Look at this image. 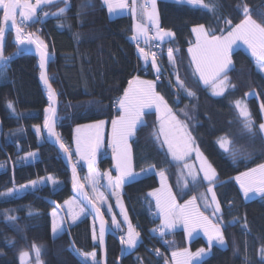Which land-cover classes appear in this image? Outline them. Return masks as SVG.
I'll return each instance as SVG.
<instances>
[{
	"label": "trees",
	"instance_id": "1",
	"mask_svg": "<svg viewBox=\"0 0 264 264\" xmlns=\"http://www.w3.org/2000/svg\"><path fill=\"white\" fill-rule=\"evenodd\" d=\"M89 2L92 6H88ZM205 2L217 5L218 16L187 4L158 0L160 25L175 34L174 42H164L165 51L157 60L163 75L159 80L151 66L150 74L142 69L143 60L137 45L130 39L134 34L133 17L108 18L106 6L101 0H70L71 8L64 16L57 18L49 15L41 22L29 23L24 31L38 34L51 54L50 80L61 101L58 129L73 156L77 126L98 120L111 122L118 114L116 101L128 89L129 81L138 76L155 80L157 91L177 119L188 126L215 167L219 180L224 182L215 191L226 225L223 234L228 244L223 248L213 246L211 255L204 259L203 264H264L260 252L264 247V196L246 200L235 180L241 172L264 163V137L258 128L264 121L261 108L264 105V74L258 71L251 54L239 48L231 53L234 70L227 73L235 88H229L223 96H214L211 88L205 86L198 75H193L194 65L188 52L196 42L191 31L193 27L202 24L206 29L215 28L216 35L221 34V29L225 34L229 29L224 20H231L232 25L238 24L244 18L239 8L245 5L252 18L264 24V0ZM61 7H64L63 3L47 6L51 13ZM6 33V55L14 56L18 51L13 42L14 32L8 30ZM76 33H79L78 40ZM169 47L179 48V52L174 51L179 78L196 94L195 97L174 86L176 76L167 57ZM38 62L35 56L27 54L8 62L6 67H0V154L3 152L6 155L0 159V165H3L0 167V193L48 176L55 178L57 184L42 185L13 196L0 195V264H21L20 252L32 253L34 243L41 246L42 264H83L82 259L70 250L73 247L82 253L94 251L95 261L101 264L99 239H92L93 226L97 235L99 230L91 215L75 224L66 219L63 234L58 238L52 234L51 211L62 207L73 196L72 182L70 171L56 146L46 140L39 143L31 129L35 125L43 126L47 115L45 109L51 103L46 88L41 84ZM255 89L258 96L247 100L257 126L254 128L255 135H252L243 129L232 102L246 99L245 94ZM8 101L13 103L15 113L7 107ZM158 119L156 111L146 112V126H139L131 139L135 171L140 172L151 165H155L157 170H165L182 203L206 190L205 184L197 188L189 185L188 189L179 186L181 163L173 160L165 146L161 147L160 141L152 135L159 130ZM224 136L231 141L230 151L237 154L235 161L217 143L218 138ZM19 144L22 150L11 152L10 147ZM35 150L39 153L37 160L21 159ZM97 165L102 172H114V161L107 149L100 154ZM77 166L85 182L87 169L79 164ZM159 182L158 174L152 173L125 184V197L142 240L131 254L125 252L122 264H165V258L168 260L173 250L189 246L194 250L208 247L203 237H197L190 243L183 229L167 233L163 239L151 231L160 226V219L150 215L155 205L148 194L159 187ZM102 209L112 225L106 210ZM7 216H15L16 220L9 221ZM234 220L239 222L233 225L231 222ZM116 232L119 236L125 233L124 230ZM120 247L119 239L110 236L108 264H119ZM155 249L164 252L163 256H157ZM89 261L92 264L91 259Z\"/></svg>",
	"mask_w": 264,
	"mask_h": 264
},
{
	"label": "snow or ice",
	"instance_id": "2",
	"mask_svg": "<svg viewBox=\"0 0 264 264\" xmlns=\"http://www.w3.org/2000/svg\"><path fill=\"white\" fill-rule=\"evenodd\" d=\"M102 4L106 6L110 16L119 15L122 11L129 8L127 0H101ZM181 4H187L198 10H206L214 16H218L217 5L213 3H206L205 0H176ZM54 3H63L64 7L58 9L55 13L43 11L44 7L50 6ZM137 0H132L131 12L137 15L136 8ZM88 6H92L89 2ZM71 8L70 0H0V11L3 12V24L8 27V30H14L15 40L13 41L18 51L14 56H6L3 52V37L5 34V27H0V66H7V63L15 58V56L27 51L31 46L35 45V50L39 53V66L41 71V80L46 86L48 99L51 102L45 109L47 113L43 123V127L47 130V134L52 138L55 143L59 144L60 149L71 161L73 153L61 140L60 134L56 131L57 115H56V92L50 83V77L47 75L46 66L51 60V55L47 51V45L38 38H33L32 33H25L24 28L29 23L41 22L42 17L52 15L59 18L64 16ZM239 8V6H238ZM38 10L40 15H38ZM241 15L244 17L238 24L232 25L231 20L225 19L224 24L228 27L226 34L221 29V34L216 35L215 28L206 29L204 25H197L191 29L196 34L195 47H190L188 52L191 54L192 63L195 68L193 75H198L200 81L204 85L212 88L214 96H223L225 91L229 88L234 89L235 85L231 84L227 75L228 71L234 70L231 53L234 46L239 47L240 44L246 45L250 51L251 57L254 58L255 64L259 72L264 73V24L258 23L252 18L248 7L245 5L239 8ZM139 16L141 20H147L155 29L153 35H149V27L145 23H137L135 25L134 34L130 37L137 45L141 57L145 63V67L151 66L157 74V80L161 74V67L157 64V53H148L144 48L140 47V43L148 44L150 41H157L155 45L157 48L164 42H174L175 34L170 30H165L160 27L159 17L156 11V0H144V3L139 5ZM63 27V25H58ZM77 40L79 33H76ZM174 51L179 52V48L167 49V57L171 70L176 76L175 87L185 92L188 96L195 97V93L189 90L182 80L179 78V72L176 67V57ZM170 83H172L170 81ZM248 93L245 94L247 97ZM237 111L238 117L241 119L243 129L252 135H255L254 128L257 127L255 120L252 117L251 111L247 105L246 99H238L232 102ZM118 109L121 111L116 119L111 121L112 140L111 147L113 158L115 160V170L118 175L113 178L111 172L106 173L107 188L111 195L116 197V203L121 209L123 222L116 219V214L111 215L112 226L116 231H123L122 223L127 226L125 235L119 237L122 245V254L131 252L136 249L140 241V232L132 225L128 217L127 211L121 203V194L118 191L126 183H133L141 175L147 176L151 173H156L161 179V187L149 193V196L155 198L156 207L163 217V226L152 229L154 233H158L160 238L167 234L169 230H173L178 224L183 225L186 230L188 238L194 239L199 236L197 229L203 230L204 236L207 237L208 248H200L196 252L190 251L185 248L180 251L172 252V260L174 264H203L204 259L211 255L213 246L226 247V239L223 234V227L226 226L223 220V213L219 200L215 192V188L223 186L224 182L219 180L218 173L213 167L207 157L199 151L198 146L195 145V140L191 133L187 130V125H182L176 120L172 109L168 106L167 101L162 95L155 91L154 81L140 80L139 77L129 81V87L124 91L122 97L116 101ZM7 107L13 112L16 109L11 101L7 102ZM155 109L161 112V123L158 131L152 133L155 140L160 141V133H163L164 139L160 141L161 147L167 145V151L175 161H185L183 167L186 168L187 174L182 172L183 179L182 188L188 189L189 183L194 188L199 187L202 183L205 184L206 190L200 192L199 195H193L190 199L186 200L182 205L178 204L175 195L172 193L171 187L167 184V177L165 170L156 172L155 165L148 168H142L140 172L133 170L131 145L129 139L135 136L137 127L146 126L143 120L145 109ZM264 108V105H261ZM187 115V113H185ZM105 121L100 120L94 124L82 125L76 128V148L75 152L80 160L86 161L89 175L85 178L92 190V195L84 191V184L76 176V164H72L73 172V188L76 190V195L71 200L65 201L69 206L71 214V223L75 224L81 216L91 215L94 218L99 217V233L97 235L95 226H93L92 239L103 244L105 236V220L101 212V206L106 205V210L111 213L112 205L107 203V198L103 192L98 189L101 174L95 168L96 154L102 145V134ZM37 134L41 129L39 126H34ZM259 132L264 137V123L258 125ZM171 129H179L181 135L176 136L171 133ZM225 152L236 159V153L230 151L229 145L231 141L227 136L220 137L217 140ZM196 153V159L200 161L199 171L195 166L186 162V157L192 152ZM35 152H29L21 159L27 160L34 158ZM3 167V165H0ZM202 173V175H201ZM190 178V180L188 179ZM239 183L240 188L243 190V196L246 200L254 198L257 194L264 196V163L251 168L248 171L241 173L235 177ZM51 181L53 185L57 184L55 178L49 176L46 178H39L38 180L29 181L27 184L19 185L18 188L9 189L5 193H0L2 196H13L17 193L23 192L28 189H36L38 185L45 184ZM198 200L201 203H198ZM201 204L204 211H201ZM72 206H75L78 211L71 212ZM208 212L209 215H205ZM31 215V213H30ZM54 217L52 222V234L54 237H59L65 231L63 221L55 219L57 212L53 211ZM7 220L15 221V216H7ZM215 221V222H213ZM239 221L234 220L231 222L233 225ZM247 227L245 223V228ZM165 243H169L165 241ZM73 253L79 256L83 264H88L91 259L92 264H97L95 261V252L82 253L73 247L70 249ZM41 246L35 243L32 246V253L28 251H21L19 259L21 264H31L34 256L35 264H42L41 261ZM157 256H163L159 249L154 250ZM261 257L264 258V247L260 249ZM138 259H140L138 257ZM165 264H168L165 258Z\"/></svg>",
	"mask_w": 264,
	"mask_h": 264
},
{
	"label": "rangeland",
	"instance_id": "3",
	"mask_svg": "<svg viewBox=\"0 0 264 264\" xmlns=\"http://www.w3.org/2000/svg\"><path fill=\"white\" fill-rule=\"evenodd\" d=\"M170 2L171 1H173V2H176V0H169ZM33 3L35 2V1H32ZM143 3V2H142ZM157 3H158V0H156V11H157V13H158V17H159V10H158V5H157ZM2 11H0V23H1V19H2V13H1ZM120 16H122V15H119V17ZM254 19V18H253ZM258 22V21H257ZM259 23V22H258ZM146 24L148 25V27L149 26H151V24L146 20ZM159 24H160V21H159ZM165 30H167L166 28H165ZM226 34V33H225ZM34 37L35 38H38L39 40H42L41 38H40V36L38 35V34H34ZM43 41V40H42ZM44 42V41H43ZM191 47H195V44L194 45H192ZM239 48H243L244 50H246V52L247 53H250V51L247 49V46L246 45H243V44H240V46L239 47H236V46H234V50H233V52L235 51V50H237V49H239ZM232 52V53H233ZM191 56V55H190ZM231 59H232V54H231ZM192 60V59H191ZM193 65H194V63H193ZM194 68H195V66H194ZM264 74V73H263ZM161 75V74H160ZM142 78V77H141ZM153 81H155V80H153ZM156 82V81H155ZM202 82V81H201ZM206 86V85H205ZM212 90V89H211ZM248 94H250V95H248L247 97H246V102H247V100L248 99H250V98H252V97H257L258 96V91L255 89V90H252V91H250ZM247 105H248V107H249V109H250V105L248 104V102H247ZM169 106V105H168ZM170 107V106H169ZM262 108V107H261ZM250 111H251V109H250ZM262 111H263V116H264V108H262ZM157 113V112H156ZM120 115V114H119ZM157 116H158V118L159 119H161V112H159V113H157ZM117 118V115L114 117V119H116ZM144 119H145V117H144ZM158 119V120H159ZM98 121H100V120H98ZM103 121H105V125H104V128H103V134H102V144H105L106 142H107V140H108V138H109V148L111 147V140H112V128H110V125L108 126V124L106 123V121L107 120H103ZM97 121H95V122H90V123H85V124H82V125H90V124H94V123H96ZM180 123H182V121H179ZM111 123V122H110ZM263 123H264V121H263ZM182 125H184L183 123H182ZM186 125V124H185ZM43 126L41 127V131L43 132ZM138 129V128H137ZM188 130V129H187ZM178 133L180 132V130L179 131H177ZM188 132H190L191 133V131L190 130H188ZM180 134H181V132H180ZM191 135H192V133H191ZM178 136H179V134H178ZM131 138L129 139V144L131 145V155H132V157H133V147H132V144H131ZM40 141H43L42 139H40ZM39 141V142H40ZM40 143H42V142H40ZM76 145V144H75ZM195 145L196 146H198V148H199V151L201 152V153H203V155L205 156V157H207L206 155H205V153L203 152V150H201V147L197 144V142L195 141ZM22 146H20V144L19 145H17V146H11L10 147V150H11V152H14V151H21L22 150V148H21ZM166 148V147H165ZM106 150V149H105ZM107 150H108V148H107ZM32 152H35L36 153V156L34 157V158H29V159H31V161H35V160H37L38 158H39V153H38V151L37 150H35V151H32ZM193 156H195V159H196V153L193 151L192 153H191ZM6 157V155L3 153V152H1V154H0V159H3V158H5ZM207 159H208V157H207ZM77 161H80V159H77ZM208 161L209 162H211L209 159H208ZM86 162V161H85ZM199 163H200V161L198 160V159H196V161L194 162V166H195V168H196V170L197 171H199ZM87 164V163H86ZM132 164H133V170L135 171V165H134V160L132 159ZM212 164V163H211ZM213 165V164H212ZM87 166V165H86ZM214 167V166H213ZM256 167V166H255ZM255 167H252V168H255ZM98 171H99V173L101 174V177H100V180H99V185H98V189H99V191L100 192H103L104 193V195L107 197V203H109V204H111L112 205V212L110 213L111 215L114 213V210H117V212L119 213V212H121V211H119V210H121L120 209V207L117 205V203H116V197L114 196V195H111L110 194V191H109V189L107 188V176L105 175L106 173H108V172H111V175H112V177L113 178H115L117 175H118V172L115 170V163H114V172H112V171H107L106 173L105 172H102L100 169H99V167L98 166H96L95 167ZM215 168V167H214ZM184 170H185V172H187L188 170H186L185 168H181L180 170H179V172H180V177H181V172H184ZM248 171V170H247ZM137 172V171H136ZM166 172V171H165ZM244 172H246V171H244ZM244 172H241V173H244ZM241 173L240 174H238L237 176H239V175H241ZM89 175V171L86 173V175H85V178L87 177ZM201 175H202V173H201ZM236 176V177H237ZM49 177V176H48ZM52 177V176H51ZM159 177V176H158ZM166 177H167V184L171 187V190H172V193L174 192V188H173V186H172V184H171V182H170V180H169V177H168V174H167V172H166ZM42 178H46V177H42ZM39 179V178H38ZM38 179H35V180H38ZM181 179H182V177H181ZM189 180H190V178H188ZM159 180H160V185H159V187L158 188H160L161 187V179H160V177H159ZM57 181V180H56ZM182 184H183V179H182ZM85 183V182H84ZM25 184H27V183H25ZM46 184H51V185H53L52 184V182L51 181H47L45 184H41V185H46ZM41 185H38V187L39 186H41ZM87 186L86 187H88V190H89V193H90V195H92L93 193H92V190H91V187L89 186V184L87 183L86 184ZM54 186V185H53ZM158 188H156V189H158ZM156 189H154V190H156ZM154 190H152L151 192H153ZM119 192H120V194H121V203L123 204V206H124V208L126 209V211H127V214H128V217H129V219L131 220V223H132V225L136 228V230L137 231H139L138 230V228L135 226V224H134V222H133V219H132V216H131V212H130V208H129V205H128V202H127V200H126V197H125V191H124V185L122 186V188L121 189H119L118 190ZM150 192V193H151ZM216 192V191H215ZM174 195H175V197H176V201H177V203L178 204H180V202H179V199H178V197L176 196V194L174 193ZM73 197V196H72ZM72 197H70L69 199H67L66 201H68V200H71L72 199ZM151 197V199L153 200V202H155L156 203V201H155V198L154 197H152V196H150ZM258 197H261L260 195H256L254 198H258ZM254 198H252V199H254ZM217 199H218V197H217ZM101 208H106V205H103V206H101ZM156 209V208H155ZM157 210V209H156ZM53 211H56L57 212V216L55 217V219L56 220H58V221H63V226H64V228L66 229V219H69V221L71 222V214H70V211H69V206L68 205H66L65 204V202L63 203V206L62 207H55V208H53L52 209V211H51V215H52V212ZM75 211H78V209H76L75 208V206H72V208H71V212H75ZM115 214V213H114ZM117 215V214H116ZM156 215H158V214H156ZM85 216H81L76 222H78V221H80L81 219H83ZM54 219V217L52 216V219L51 220H53ZM116 219H117V217H116ZM117 220H119V218L117 219ZM163 226V223H162V221L160 222V227H162ZM167 233H170L169 231L167 232ZM141 235V234H140ZM195 239V238H194ZM194 239H191L190 240V243H191V241L192 240H194ZM226 242H227V240H226ZM140 242H138V244H139ZM227 244L228 243H226V246H227ZM205 249H207L208 247H204ZM183 249H185V248H181V249H176V250H173L172 252H174V251H180V250H183ZM188 249L190 250V251H193V252H196L198 249H196V250H194L191 246H189L188 247ZM135 250V249H134ZM134 250H132L131 252H133ZM212 250V249H211ZM131 252H127V253H130L131 254ZM171 252V253H172ZM30 253V252H29ZM171 253H170V255H168L169 256V259H168V264H173V261H172V257H170L171 256ZM31 254V253H30ZM34 259V256H33V258H32V260H31V264H35V259ZM95 259H96V256H95Z\"/></svg>",
	"mask_w": 264,
	"mask_h": 264
},
{
	"label": "crops",
	"instance_id": "4",
	"mask_svg": "<svg viewBox=\"0 0 264 264\" xmlns=\"http://www.w3.org/2000/svg\"><path fill=\"white\" fill-rule=\"evenodd\" d=\"M127 3H128V5H129V8L128 9H125L124 11H122L119 15H122V16H120V17H124V16H130L131 15V17H133V20H134V31H135V25L137 24V23H145L146 24V20H141V18H140V16H139V5L140 4H142V0H137V3H136V8H137V15H133L132 14V12H131V7L133 6L132 5V0H127ZM106 8V7H105ZM106 10H107V8H106ZM107 14H108V18H111V19H113V18H119V15L117 16V15H112V16H110L109 15V13H108V11H107ZM160 21V20H159ZM161 24V23H160ZM206 28V27H205ZM194 36H195V41H196V34L194 33L193 34ZM167 41V40H166ZM195 44H196V42H195ZM139 54H140V52H139ZM191 55V54H190ZM189 55V56H190ZM140 56H141V54H140ZM141 59H142V57H141ZM143 60V59H142ZM195 66V65H194ZM139 77V79L140 80H144V81H153V79H149L148 77H146V76H138ZM142 77V78H141ZM155 82V81H154ZM203 83V82H202ZM210 87V86H209ZM211 88V87H210ZM212 89V88H211ZM155 91L157 92V93H159L158 91H157V89H156V82H155ZM160 94V93H159ZM161 95V94H160ZM149 111H156L157 113H159V111H157L156 109H155V107H153V108H151V109H145V113L146 112H149ZM173 112V111H172ZM119 114L121 115L122 113H121V111L118 109V114H117V117L119 116ZM174 114V113H173ZM175 115V114H174ZM144 117H145V114H144V116H143V120L145 121V119H144ZM175 117H176V120L177 121H180L179 119H177V116L175 115ZM159 121H160V123H161V119H159ZM109 121L107 120L106 121V123L108 124V126L110 125V128H111V123L109 122ZM183 123V122H182ZM181 123V124H182ZM184 124V123H183ZM185 125V124H184ZM35 126H39L40 127V129H41V127L42 126H40V125H35ZM79 126H82V125H79ZM78 127V126H77ZM76 127V128H77ZM139 127V126H138ZM137 127V128H138ZM160 128V127H159ZM32 131L35 133V137L40 141V139H42L43 141H40V142H44L45 141V137L43 136L44 134H43V132L42 131H40V133L39 134H37V132H36V129H35V127L33 126L32 128ZM187 129H188V126H187ZM189 130V129H188ZM171 131V133L172 134H175L176 136H178V134L179 135H181L180 134V132L178 133L177 131H179V129H171L170 130ZM76 135H77V133H76V129H75V134H74V143H73V145H72V149H73V152H74V156H75V161H76V163L77 164H79L80 166H84V167H86V169H87V172H88V167L86 166L87 164H86V162L85 161H83V160H80V161H77V159H80L79 158V156L76 154V152H75V148H76ZM192 137H193V135H191ZM133 138V137H132ZM131 138V139H132ZM194 138V137H193ZM160 141H162L163 139H164V136H163V133H160ZM195 140V139H194ZM109 138H108V140H107V142L105 143V144H102L101 145V147L98 149V151H97V154H96V162H95V167L96 166H98L97 165V163H98V159H99V156H100V154L104 151L105 152V149H107L109 146ZM131 141V140H130ZM39 142V143H40ZM20 146H22V145H20ZM165 147H166V149H167V145H164ZM112 158H113V154H112ZM132 159H133V157H132ZM113 161H114V163H115V160H114V158H113ZM196 161V159H195V156H193L191 153H190V155L188 156V157H186V162L187 163H189V164H192V165H194V162ZM178 162H180L181 163V166L179 167V170L181 169V168H184L183 167V165H184V162L185 161H178ZM186 169V168H185ZM187 170V169H186ZM160 170H157L156 169V172H159ZM86 172V173H87ZM178 172V171H177ZM182 173V172H181ZM184 174H185V177H186V174H187V172H185V170H184V172H183ZM152 174V173H151ZM178 174H179V177H178V184H179V186L182 188V179H181V177H180V172H178ZM150 175V174H149ZM159 176V175H158ZM141 177H144V175H141ZM140 177V178H141ZM139 179V178H138ZM137 179V180H138ZM85 184H87V181L85 180ZM127 184V183H126ZM189 185H191V183H189ZM189 185H188V187H189ZM42 186V185H41ZM173 186V185H172ZM40 187V186H39ZM124 187H125V184H124ZM173 188H174V186H173ZM205 191V190H204ZM176 191H175V189H174V192H173V194L175 193ZM203 192V191H202ZM176 194V196H177V193H175ZM125 195V194H124ZM198 196V195H197ZM106 197V196H105ZM107 198V197H106ZM184 202H182V203H180L181 205L183 204ZM198 203H201L199 200H198ZM109 204V203H108ZM153 204L155 205V208L157 209V214H158V218L160 219V222L162 221V223H163V217H162V215L159 213V210H158V208L156 207V203L155 202H153ZM105 210H106V208H104ZM119 211H121V210H119ZM201 211H204V209H203V206H202V204H201ZM106 212H107V214H108V217H110V219H111V214L106 210ZM114 213L115 214H117L116 215V217H117V219L119 218V221H121V222H123V216H122V214H121V212H117V210H114ZM205 215H209V213L208 212H205ZM111 222H112V220H111ZM213 222H215V221H213ZM122 228H123V230L125 231V233L124 234H126V232H127V226L126 225H124L123 223H122ZM178 229H183L185 232H186V230L183 228V225H181V224H178L177 225V227L175 228V229H173V230H169V232H171L172 233V231H175V230H178ZM197 231L199 232V236L198 237H203L205 240H207V237L206 236H204V234H203V230H201V229H197ZM186 235H187V232L185 233ZM187 238H188V235H187ZM142 240V237L140 236V241ZM188 240H190L189 238H188ZM141 243V242H140ZM188 248V247H187ZM193 252V251H192ZM172 254V253H171ZM170 257H172V255L170 256ZM172 259V258H171ZM173 261V260H172ZM173 264H174V261H173Z\"/></svg>",
	"mask_w": 264,
	"mask_h": 264
},
{
	"label": "water",
	"instance_id": "5",
	"mask_svg": "<svg viewBox=\"0 0 264 264\" xmlns=\"http://www.w3.org/2000/svg\"><path fill=\"white\" fill-rule=\"evenodd\" d=\"M0 27H5V34H4V37H3V52L6 55V45H7L6 43L8 42V37H7V33L6 32H8V27L3 24V16H2V19H1ZM13 32H14V30H13ZM14 35H15V33H14ZM33 38H35L34 35H33ZM14 40H15V36H14ZM48 53L50 54V52H48ZM27 54L28 55H33V56H35L39 60V53L35 50V45H33L27 51L21 53L18 56H15V58L11 59L9 62L13 61L14 59L18 58L21 55H27ZM49 62H51V60ZM49 62L47 64V66H46V71H47V75L50 77V73H49L50 72V63ZM38 63H40V61ZM40 70L42 71L41 68H40ZM41 71L39 73L40 76H41ZM41 82H42L41 84H43V86L46 88V86L44 85V83H43L42 80H41ZM50 83H51L52 88L55 90V92L57 94L58 91L54 87V85L52 84L51 80H50ZM54 106L56 107V115H57L56 131L59 133L58 125H59V120H60V115L59 114H60V110H61V101H60L59 94L56 95V104ZM43 134H44L43 136L45 137V140L46 141H48V142L54 144V146H56L57 150L59 151V153L61 154V156H62V158L64 160V163L66 164L67 169L70 171V177H71V182H72V184H71V192H72V195L73 196L76 195V190L73 188L72 164H76V176L80 180V182L84 184V191H86V192L89 193L88 187H86L87 185L82 180L81 174L79 172V167L77 166V163L75 161V157L72 155L71 161H69V159L67 158V156L63 153L62 149H60L59 144L55 143V141L48 136L47 130L45 128H43ZM61 140H62V138H61ZM89 195H90V193H89ZM58 207H60V206H58ZM101 212L103 213V218H104V220L106 222L105 223V229H106V231H105V236H104V242H103V244L99 243L100 244V248L99 249L101 250V257H102L100 259H101V264H108V261H109V256H108V241H109V237L110 236H115V237H117L119 239V235L114 230L113 226L111 225L109 219L107 218V215L105 214V212H104V210L102 208H101ZM92 218L94 219V221L96 223V226H97V228L99 230V225H100V219H99V217H95L94 218L92 216ZM119 241H120V239H119ZM120 248H122V245H121ZM124 255H125V253L122 254V251H121V255H120V258H119V264H122V259H123L122 257H124ZM89 263L91 264L90 261H89Z\"/></svg>",
	"mask_w": 264,
	"mask_h": 264
},
{
	"label": "built area",
	"instance_id": "6",
	"mask_svg": "<svg viewBox=\"0 0 264 264\" xmlns=\"http://www.w3.org/2000/svg\"><path fill=\"white\" fill-rule=\"evenodd\" d=\"M32 1H35V0H32ZM43 11H46V12L51 13V10L49 8H47V7H44L43 8ZM38 15H40L39 10H38ZM42 18H44V17L41 16V19ZM160 27L163 28V29H165L164 26H161L160 25ZM154 31H155V29L152 26H149V35L150 36L154 34ZM156 44H157V41H150L148 44H145V43L141 42L140 43V47L144 48L145 51L148 52L149 54L152 53V52H156L157 53V60H158L161 57V55L163 54V52L165 51V47H164L165 45H164V43H162L160 45V47L157 48L155 46ZM142 69L145 71L146 74H150L151 71H152L151 68H149V66L147 68L145 67L144 61H143ZM162 77H163V75H160L159 76V78H162ZM108 154L109 155H112L113 154L112 147H110V148L108 147ZM156 214H157V210L156 209H152L150 215H152V217H154L155 219H157L158 218V215H156ZM123 235H125V234H123ZM159 251L164 254V252H162L160 249H159Z\"/></svg>",
	"mask_w": 264,
	"mask_h": 264
}]
</instances>
